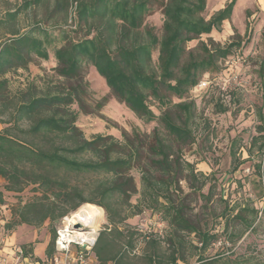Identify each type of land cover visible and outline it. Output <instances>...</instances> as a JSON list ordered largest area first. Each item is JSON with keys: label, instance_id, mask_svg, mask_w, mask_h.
Listing matches in <instances>:
<instances>
[{"label": "trees", "instance_id": "trees-1", "mask_svg": "<svg viewBox=\"0 0 264 264\" xmlns=\"http://www.w3.org/2000/svg\"><path fill=\"white\" fill-rule=\"evenodd\" d=\"M43 1L21 0L0 17V124H5L0 128V177L6 191L22 192L30 185L35 191L14 210L7 228L21 224L39 227L49 221L52 239L47 261L56 252L61 219L91 203L103 208L108 222L93 247L95 264H190L191 258L194 264H226L222 257L203 254L220 238L205 222V215L227 216L228 222L237 221L245 231L252 228L258 210L243 207L232 215L216 214L212 191H203L209 175L197 171L184 150L196 140V103L189 95L205 72L217 71L220 60L241 46L242 38L236 34L225 45L213 39L200 41L193 49L188 43L221 30L238 0L228 1L208 19L203 15L208 0H55L51 13H64L70 22L61 28L82 32L77 38L65 32L58 46L51 30L54 25L37 20L25 32L17 27L19 14ZM3 2L7 0H0ZM157 11L163 15L161 34L146 21ZM250 14L247 9V18ZM2 31L10 36L2 38ZM51 46H55V73L61 83L40 88L33 81L25 89L10 90L6 75L27 69L35 57L49 59ZM87 64L104 79L117 101L144 122H157L152 132L133 127L123 130L122 138L110 133L85 136L77 125L79 111L72 106L92 113L85 103L90 94L84 71ZM260 72L264 73V61ZM173 97L180 101L174 102ZM152 101L157 103L159 115ZM221 110L226 108L221 106ZM260 116L264 119L262 113ZM257 131L248 152L251 157L256 154V172L264 186L263 123ZM134 170L139 172V180ZM83 177L92 182L82 183ZM182 181L187 182L188 192ZM87 188L89 195L85 194ZM191 197L205 201L204 215L195 213ZM0 203H4L1 190ZM146 210L159 213L167 223L166 236L136 228L128 221ZM228 228L227 224L224 230ZM22 246L27 256L32 255L31 245Z\"/></svg>", "mask_w": 264, "mask_h": 264}, {"label": "rangeland", "instance_id": "rangeland-1", "mask_svg": "<svg viewBox=\"0 0 264 264\" xmlns=\"http://www.w3.org/2000/svg\"><path fill=\"white\" fill-rule=\"evenodd\" d=\"M228 1L230 0H208L203 15L208 19ZM20 3L21 0H7L1 3L0 17L6 9H14ZM54 3L55 0H44L39 5H33L21 12L17 19L20 32H25L37 20H41L49 27L54 25L51 30L57 37V46L62 43L65 32H69L73 37H80L81 31H67L69 28H61L70 22L67 23L64 19V13H51ZM247 9L251 11L249 18L246 16ZM146 21L156 27L158 34L162 33L163 15L160 11L147 17ZM236 34L241 35V46L235 47L231 55L220 60V68L217 71L205 72L200 84L189 95V99H194L196 103L193 123L196 140L185 148L184 156L195 163L197 171L209 175L203 191H212L216 214L224 211L226 215H232L243 207H255L258 210L252 228L245 231L244 225L232 220L228 222L227 216L212 218L205 215V222L220 234V238L203 254L222 257L226 264H264V186L256 172V154L251 157L248 152L253 136L258 134V126L264 124V119L260 116V113L264 116V73L260 72L264 61V0H238L231 19L223 22L221 30H213L210 34H203L200 39L190 41L188 48H196L200 41L209 42L210 39L225 45L235 39ZM1 35L2 38L10 36L4 31ZM54 49L55 46L50 47L49 59L35 57L27 69L8 73L6 77L9 79L10 90L15 92L25 89L33 81L40 88L61 83L55 73L57 62ZM154 62L158 63L157 51L154 53ZM84 71L85 78L89 81L90 93L85 100L86 109L92 113L81 112L77 104L72 108L79 111L77 125L87 138L98 133H110L122 138L121 132L131 131L133 127L147 133L153 131L157 122H144L125 104L117 101L92 65H85ZM173 101L179 102L180 99L173 97ZM99 103L102 104L98 106ZM221 106L226 110L222 111ZM152 107L159 115L157 103L152 101ZM4 125L0 124V128ZM243 160L238 166V162ZM236 165L238 169L235 171ZM133 174L139 180V172L134 170ZM81 180L82 183L92 182L90 177H83ZM4 184L5 180L0 177V190L4 193V203H0V238L12 236L13 240L21 243L19 237L22 236L23 239H32L31 244L46 242L47 250L52 239L49 221L39 227L21 224L7 228L18 205L35 195L33 186L26 187L22 192H10L4 189ZM181 185L185 192L189 191L186 181H182ZM89 193L87 188L85 194ZM190 202L195 213L204 215L203 199L196 200L191 197ZM250 213L246 212L248 215H251ZM103 220L100 230L108 223L105 213ZM128 221L136 228L164 236L169 231V226L161 219L160 214L148 210ZM58 223L59 220L55 227ZM227 224L229 228L224 230ZM242 230V235L238 237ZM137 238L140 240V236ZM191 238H194V234ZM163 248L166 249L167 244H163ZM194 263L195 259L191 258L190 264Z\"/></svg>", "mask_w": 264, "mask_h": 264}, {"label": "built area", "instance_id": "built-area-1", "mask_svg": "<svg viewBox=\"0 0 264 264\" xmlns=\"http://www.w3.org/2000/svg\"><path fill=\"white\" fill-rule=\"evenodd\" d=\"M85 204L65 215L57 226L55 238V254L52 259L40 264H95L93 247L100 233V225L82 213ZM104 214V211H103ZM6 243L5 237L0 245ZM28 256L22 245L13 247L11 260L8 264H26ZM0 264L4 263L0 259Z\"/></svg>", "mask_w": 264, "mask_h": 264}, {"label": "crops", "instance_id": "crops-1", "mask_svg": "<svg viewBox=\"0 0 264 264\" xmlns=\"http://www.w3.org/2000/svg\"><path fill=\"white\" fill-rule=\"evenodd\" d=\"M22 238V239H20ZM24 237H19L21 243H19L16 239H12V236H7L6 243L4 245H0V259L4 263H9L11 260V254L13 247L17 245L28 244L32 246V255H28V260L26 264H40L45 260L46 254V242H32V239H23ZM1 240V238H0Z\"/></svg>", "mask_w": 264, "mask_h": 264}, {"label": "bare ground", "instance_id": "bare-ground-1", "mask_svg": "<svg viewBox=\"0 0 264 264\" xmlns=\"http://www.w3.org/2000/svg\"><path fill=\"white\" fill-rule=\"evenodd\" d=\"M82 213L86 217L93 219L95 228L103 221V209L93 204L86 203L82 209Z\"/></svg>", "mask_w": 264, "mask_h": 264}]
</instances>
